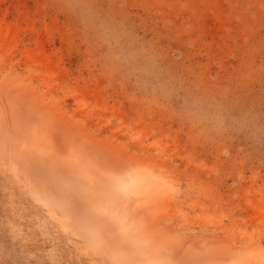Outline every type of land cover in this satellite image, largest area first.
I'll return each instance as SVG.
<instances>
[{
    "label": "rangeland",
    "instance_id": "374dc122",
    "mask_svg": "<svg viewBox=\"0 0 264 264\" xmlns=\"http://www.w3.org/2000/svg\"><path fill=\"white\" fill-rule=\"evenodd\" d=\"M0 264H264V0H0Z\"/></svg>",
    "mask_w": 264,
    "mask_h": 264
},
{
    "label": "clouds",
    "instance_id": "9594fccd",
    "mask_svg": "<svg viewBox=\"0 0 264 264\" xmlns=\"http://www.w3.org/2000/svg\"><path fill=\"white\" fill-rule=\"evenodd\" d=\"M147 180L156 181L159 180V178L153 176L147 169H133L127 175L119 177L116 183L120 190L130 191L136 188L141 182Z\"/></svg>",
    "mask_w": 264,
    "mask_h": 264
}]
</instances>
